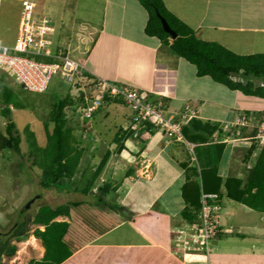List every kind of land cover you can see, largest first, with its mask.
I'll use <instances>...</instances> for the list:
<instances>
[{
  "label": "crops",
  "instance_id": "obj_1",
  "mask_svg": "<svg viewBox=\"0 0 264 264\" xmlns=\"http://www.w3.org/2000/svg\"><path fill=\"white\" fill-rule=\"evenodd\" d=\"M163 1L201 39L217 42L239 54L264 53V0ZM72 2L79 8L74 9V17L96 23L93 26L96 38L93 37L89 50L85 53L75 50L84 70L119 84H129L151 94L155 100L161 99L167 118L189 106L200 120L216 129L207 141L191 142L193 151L182 141L169 139L161 129H150L147 124L133 126V133L121 144L112 138L103 153L93 147L88 151L86 146L83 158L91 161L93 170L110 151L97 185H102V180L103 184L112 185L103 199L113 201L114 209L102 208V212L108 209L109 215L101 216L117 224L60 264H264V211L227 197L225 189L228 178L246 176L260 151L258 146L248 157L253 129L235 128L228 123L244 110L263 109L249 105L245 97L240 98L238 90L209 76H198L195 65L174 55L157 37L148 36L145 26L149 15L139 0H61L59 13L65 12ZM52 34L55 44L56 32ZM110 59L112 64L106 61ZM59 74L61 82L68 81ZM121 105L105 103L98 111L104 119L111 112L119 114L122 121L114 115L115 126L126 129L131 110ZM221 143H224L222 151ZM241 145L243 152L238 154L236 150ZM186 163L197 171L192 180L198 179L201 189L205 184L209 190L205 194L217 195L215 199L220 203V233L210 243L209 253L188 250L184 243L176 245L177 232L191 223L187 209L193 207L186 192L190 187L184 191L189 179ZM202 172L204 179H200ZM167 175L168 179L161 180ZM139 196L144 200H136ZM127 197L126 208L130 212L124 213L122 205ZM60 217L64 219L57 220H70L67 216ZM41 251L38 259L44 255V246Z\"/></svg>",
  "mask_w": 264,
  "mask_h": 264
},
{
  "label": "trees",
  "instance_id": "obj_2",
  "mask_svg": "<svg viewBox=\"0 0 264 264\" xmlns=\"http://www.w3.org/2000/svg\"><path fill=\"white\" fill-rule=\"evenodd\" d=\"M139 1L149 15L145 33L148 36L157 37L162 45L167 47L173 54L195 65L198 76H209L215 82L221 83L232 90H238L246 96L264 98V53L239 54L217 42L203 40L197 35L193 27L171 12L163 0ZM158 12L167 19L170 26L177 32L176 38H172L164 29ZM36 58L40 60L44 58L47 61L57 60L43 56H36ZM99 77L95 73L83 69V73L75 75L72 80H65V82L70 83L69 90L64 97L57 99L52 104L50 120L46 121L47 144L45 146H41L38 143L36 134L29 125L24 127L23 133L17 128L16 122L10 117L12 106L24 108L26 103L15 90L7 86L3 87L0 97V114L7 120V124L5 133L0 131V150L12 149L19 153L22 152L21 142L23 134H25L29 143V154L33 157V165L39 170L40 185L49 188L72 183L75 186V190L88 195L98 186L103 168L110 157V151L108 150L94 170L85 169L80 179L77 178V172L86 147L79 145L82 139L80 140L76 137L74 128L67 123L65 109L69 106L76 107L84 119L83 121L88 122L104 106L105 102L126 105L131 110L129 127L123 129V127L117 126L118 132L114 138L115 142L120 144L127 136L133 133V126L147 124L150 129L157 128L155 123L149 118L136 125V121L132 119L138 115V109H135L131 103H127L122 97H110L108 94L104 97L105 102L103 101L101 107L94 111L91 117H86L84 109L88 101L86 100V94L78 88L85 85L91 88L93 82ZM84 79L88 82H85ZM19 85L24 90L34 92L21 83ZM139 92L143 103L158 106L159 99L155 100L151 94L142 93L141 90ZM87 95L91 98L94 96L92 93H87ZM244 111L247 113L254 111L260 115L264 112L263 110ZM181 116L182 114H175L177 120H180ZM49 122L54 123L53 130L48 129ZM235 128L252 127L236 126ZM215 129V126L200 120L197 114L181 126L182 134L189 142L207 141ZM252 129L253 144L249 150L248 157L252 156L253 151L258 147V142L255 139L258 129L254 127ZM185 145L187 144L185 143ZM223 147L224 143H221L219 149L222 151ZM121 149L122 145L119 146V150ZM185 167L189 179L184 185V191L190 187L186 192L190 194L189 197L192 200L189 203L194 207V210H192L193 207H189L187 211L189 212V221L194 223L198 220V214L202 208V194L208 193L209 190H207L205 184L201 189L198 179L197 181L192 180L193 174L197 176L195 168H191L189 163H186ZM201 178H205L203 172ZM111 186L107 182L98 186L100 197L98 202L113 210V202L103 199V196H106L112 189ZM225 189L227 197L244 203L255 210L264 211V144L260 148L254 166L248 170L246 176L244 178H228L225 182ZM211 203L220 205L219 200L215 198L211 199ZM81 204V201H72L55 207L51 205H41L39 207L32 218V222L44 226V229L36 228L34 235L41 239L45 251L41 259H31L29 264H60L76 250L117 224V221L114 220L105 221L101 215L74 216L72 213L73 208L79 207ZM60 216H67L70 220H57ZM191 216L194 217L192 218ZM26 223H28V220L17 221L14 232L11 233L10 237H25L27 235L24 230ZM10 237L3 238V240L0 238V255L2 253H7L8 255L15 253L16 247L10 244ZM1 262L0 256V264Z\"/></svg>",
  "mask_w": 264,
  "mask_h": 264
},
{
  "label": "rangeland",
  "instance_id": "obj_3",
  "mask_svg": "<svg viewBox=\"0 0 264 264\" xmlns=\"http://www.w3.org/2000/svg\"><path fill=\"white\" fill-rule=\"evenodd\" d=\"M34 2L36 3L38 14L52 18L53 32H56L55 50H57V48L66 47L69 49V56L75 60H78L75 50L83 53L89 50L92 39L96 38V34L93 33L95 31L93 26H95L96 23L95 21L74 17V9L77 6L76 3L72 2L69 4V8L60 14L59 8L61 0H34ZM77 9L79 8L75 10ZM20 10L21 4L17 1L5 0L3 2L0 16L1 43L5 42L10 45L15 43ZM108 45L110 48L113 47L110 43ZM42 60L47 59L42 58ZM88 61L91 62V54ZM106 61L110 64L113 63V59ZM123 61L124 58L122 63ZM67 83L68 82L64 81L61 82L60 74H57L51 79L48 87L50 89H47L45 93L29 92L18 84L12 71L0 68V97L3 92V87L7 86L15 90L27 104H25L24 108H15L12 106V114L10 117L16 122L17 128L20 129L22 133L24 127L29 125L35 132L37 141L41 146L47 144L46 121L48 122V119L50 120L52 104L57 99L64 97L65 93H67L70 84ZM241 95L240 98L245 97L249 105L254 106L253 108H260L264 111V98L243 96L242 93ZM121 107H123V105H121ZM123 109L129 110L126 106ZM262 114H264V112ZM114 115H116V120L122 121V116L119 114L111 112L110 116L104 119L101 116V111H97L88 122H85L76 107L69 106L65 109L67 123L74 128L76 137L80 140L82 139L79 145L81 147L88 146V151L93 147L92 149L99 152L101 151L102 153L110 147V144L113 142L112 138L115 137L114 129L117 125L115 126ZM6 124L7 120L0 114L1 132L5 133ZM53 128L54 123L49 122L48 129L53 130ZM87 132L91 133V135ZM94 133H99L100 135H95ZM241 147L242 145L237 148L236 153L241 154V152H243ZM21 148L22 152L20 153L12 149L0 150V233H3L0 238L3 240V238L10 237L11 234L9 233L14 232L16 222L24 220H28L24 229L27 235L21 238L10 237V244L16 247V251L13 255L2 253L0 255L1 264H28L30 259H38L41 256L43 243L41 239L35 237L34 231L38 227L44 229V226L32 222L33 216L37 213L41 205H51L55 207L72 201H81L83 203L82 205L73 208L74 210L72 213L74 216L109 215L108 209L102 212V208L105 207L104 204H98L100 198L98 186L94 188L95 190H93V192L86 195L75 190V186L72 183L49 188L40 185L39 170L33 165V157L29 154V143L25 134H23ZM233 165L235 166V163ZM79 167V171L77 172L78 179H80L85 169L88 170L92 168L91 161L84 156ZM168 177L169 175L161 180L168 179ZM99 181H101V179H99ZM102 181L104 182V180ZM103 182H100V184H103ZM135 193L136 192L131 193L129 198L131 195L134 196ZM141 197L142 196L137 197L138 199L136 200L140 199V201H143L144 198ZM128 202L129 199L127 197L122 205L125 209L122 210L124 213L130 212V209L128 210L126 208ZM57 219H64V217H58ZM112 219L113 218H111V220ZM7 234L9 236H7Z\"/></svg>",
  "mask_w": 264,
  "mask_h": 264
},
{
  "label": "built area",
  "instance_id": "obj_4",
  "mask_svg": "<svg viewBox=\"0 0 264 264\" xmlns=\"http://www.w3.org/2000/svg\"><path fill=\"white\" fill-rule=\"evenodd\" d=\"M4 1L0 0V16ZM14 1L21 4L18 35L13 45L0 42V68L12 71L17 82L34 92L46 91L53 76L59 73L68 80H72L75 75L83 73L84 66L71 58L69 52L63 48L55 50L52 38V19L37 13L34 0ZM36 56L57 60H40ZM92 88L94 97L91 98L86 93V100L88 101L84 109L86 117L93 115V112L103 103L106 94L110 97L119 96L127 103H131L135 109H138V115L132 119L137 124L149 118L167 137L185 140L181 126L195 116L194 111L187 107L180 120L175 117L167 118L163 114L161 103H158V106L143 103L138 89L105 78L99 77L95 80ZM78 89L86 92L85 87ZM229 124L235 127L257 128L256 138L260 140L261 145L264 144V114L242 111ZM214 198H217V195L203 193L202 208L198 214V220L193 224H188L185 230L177 232V246L184 243L188 249L197 248L205 250L207 253L210 252V243L220 232V205L211 203V199Z\"/></svg>",
  "mask_w": 264,
  "mask_h": 264
},
{
  "label": "clouds",
  "instance_id": "obj_5",
  "mask_svg": "<svg viewBox=\"0 0 264 264\" xmlns=\"http://www.w3.org/2000/svg\"><path fill=\"white\" fill-rule=\"evenodd\" d=\"M64 49V48H63ZM69 49H65V51L66 52H69L68 51ZM84 69V68H83ZM108 80V79H107ZM110 81V80H109ZM112 82H114V81H112ZM116 83V82H115ZM119 84V83H118ZM122 84H126V83H122ZM263 84H264V82H263ZM126 85H129V84H126ZM129 86H131V85H129ZM133 87V86H132ZM135 88V87H134ZM89 89V90H88ZM136 89H138V88H136ZM139 90V89H138ZM85 91L86 92H84L85 94L86 93H92L93 95H94V93H93V88H92V86H91V88H88L87 86H85ZM89 96V95H88ZM94 97V96H93ZM160 101H159V103H161V105H162V109H163V111H164V108L165 107H163L165 104H164V102L161 100V99H159ZM103 101H104V99H103ZM105 102V101H104ZM106 103V102H105ZM103 104V103H102ZM101 107V105L97 108V109H99ZM187 107L188 108H190L192 111H194L191 107H189V106H186V108L184 109V110H182V111H179L178 113L179 114H183L185 111H186V109H187ZM96 109V110H97ZM95 110V111H96ZM194 113H195V115H196V112L194 111ZM194 117V116H193ZM176 118V117H175ZM231 122V121H230ZM140 124V123H139ZM136 125H138L137 124V122H136ZM129 127V126H128ZM158 128V127H157ZM158 129H160V128H158ZM258 133V132H257ZM257 135V134H256ZM169 138V137H168ZM169 139H175V138H169ZM255 139L257 140V142H258V146H259V149L263 146V144L261 145L260 144V140L259 139H257L256 138V136H255ZM177 140V139H176ZM178 141H183V142H185L186 144H187V146L191 149V151H193V147H194V144H192L191 142H189V141H187L186 139L185 140H178ZM200 212V211H199ZM190 224H193V223H190ZM188 225V224H187ZM220 233V232H219ZM219 235V234H218ZM218 237V236H217ZM216 237V238H217ZM214 240V239H213ZM212 240V241H213ZM188 249V248H187ZM192 249H196V250H200V249H197V248H191V249H188V250H192ZM205 251V250H204ZM206 252V251H205ZM207 253V252H206Z\"/></svg>",
  "mask_w": 264,
  "mask_h": 264
},
{
  "label": "water",
  "instance_id": "obj_6",
  "mask_svg": "<svg viewBox=\"0 0 264 264\" xmlns=\"http://www.w3.org/2000/svg\"><path fill=\"white\" fill-rule=\"evenodd\" d=\"M159 17L161 18L162 25L164 29L172 36V38L177 37V32L170 26L169 22L165 17H163L159 12H158Z\"/></svg>",
  "mask_w": 264,
  "mask_h": 264
},
{
  "label": "flooded vegetation",
  "instance_id": "obj_7",
  "mask_svg": "<svg viewBox=\"0 0 264 264\" xmlns=\"http://www.w3.org/2000/svg\"><path fill=\"white\" fill-rule=\"evenodd\" d=\"M2 234H3V233H0V237L2 236ZM9 234H11V233H9ZM7 236H9V235L7 234ZM30 261H31V260H29V262H30ZM28 264H29V263H28Z\"/></svg>",
  "mask_w": 264,
  "mask_h": 264
}]
</instances>
